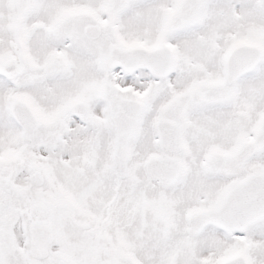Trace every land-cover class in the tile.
Wrapping results in <instances>:
<instances>
[{"label": "snow or ice", "instance_id": "obj_1", "mask_svg": "<svg viewBox=\"0 0 264 264\" xmlns=\"http://www.w3.org/2000/svg\"><path fill=\"white\" fill-rule=\"evenodd\" d=\"M0 264H264V0H0Z\"/></svg>", "mask_w": 264, "mask_h": 264}]
</instances>
